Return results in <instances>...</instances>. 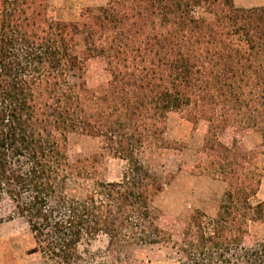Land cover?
<instances>
[{"label":"trees","instance_id":"1","mask_svg":"<svg viewBox=\"0 0 264 264\" xmlns=\"http://www.w3.org/2000/svg\"><path fill=\"white\" fill-rule=\"evenodd\" d=\"M95 59L110 76L91 85ZM172 114L205 129L189 171L226 185L217 216L181 224L180 264H264V247L247 244L264 222V4L107 0L63 21L49 0H0V224L4 208L25 219L47 264H94L83 246L100 234L110 245L173 239L153 205L162 182L141 160L170 147ZM250 130L260 151L238 138ZM72 133L99 138L120 177L73 160Z\"/></svg>","mask_w":264,"mask_h":264},{"label":"rangeland","instance_id":"2","mask_svg":"<svg viewBox=\"0 0 264 264\" xmlns=\"http://www.w3.org/2000/svg\"><path fill=\"white\" fill-rule=\"evenodd\" d=\"M107 0H49L52 14L56 19L76 21L87 7L104 5ZM237 5L251 7L264 4V0H235ZM91 85L108 80L106 64L100 59L91 60L88 66ZM205 129L195 125L186 117L172 114L165 126L163 138L170 147H151L141 154L142 163L162 182V190L154 200L159 215V224L174 232L169 242L137 244L128 240L110 245V237L100 234L89 245L83 246L94 256V264H180L181 224L197 212L207 217L218 214L225 183L209 175L193 174L189 165L202 143ZM231 133L226 136L230 141ZM246 150L260 151L262 137L257 131L239 132ZM69 153L73 160L93 157L98 160L100 176L104 180H115L121 175L123 162L112 158L102 147L99 138L72 133L69 137ZM263 165V177L258 193L264 200V153L259 155ZM5 216L0 224V264H47L44 260L27 221L21 217L9 219L8 208L2 209ZM247 244L257 248L264 247V222H252ZM87 256V255H86Z\"/></svg>","mask_w":264,"mask_h":264}]
</instances>
